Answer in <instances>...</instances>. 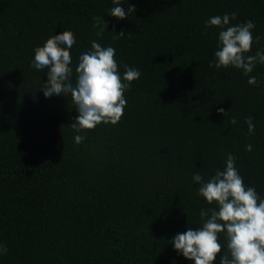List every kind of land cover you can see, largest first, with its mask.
Wrapping results in <instances>:
<instances>
[{
	"label": "trees",
	"instance_id": "trees-1",
	"mask_svg": "<svg viewBox=\"0 0 264 264\" xmlns=\"http://www.w3.org/2000/svg\"><path fill=\"white\" fill-rule=\"evenodd\" d=\"M131 5L119 19L113 0H0V264H195L172 240L216 207L193 176L209 179L228 154L264 198V64L249 74L256 85L235 67H210L221 29L206 27L226 13L238 14L231 25L252 20L254 55L264 0H121ZM65 30L76 38L73 84L93 40L116 49L121 76L124 65L141 72L117 124L76 133L71 95L45 97L48 70L31 66L34 49ZM219 242L224 255L226 233Z\"/></svg>",
	"mask_w": 264,
	"mask_h": 264
},
{
	"label": "clouds",
	"instance_id": "clouds-1",
	"mask_svg": "<svg viewBox=\"0 0 264 264\" xmlns=\"http://www.w3.org/2000/svg\"><path fill=\"white\" fill-rule=\"evenodd\" d=\"M115 7L109 14L124 19L135 11L131 5L127 12L121 6V0H113ZM237 13L212 16L206 21V27L216 26L221 29L218 36V50L210 67L217 69L235 67L242 70L245 76L254 70L257 63L264 64V49L249 55L253 44L259 43L260 37L253 36L255 23L248 20L231 25ZM103 18L94 17L96 33L102 36L104 28H100ZM130 35V34H128ZM125 36L121 31L116 38ZM76 44L72 31L65 30L48 38L42 46L34 49L32 67L37 70L47 69V82L41 85L45 97L69 96L79 115L70 127L76 133L93 130L101 123L117 124L124 115L127 104L125 92L130 89L131 82L141 76L138 69L124 65L121 76L119 64L115 58L116 49L104 47L96 40L91 42V49L81 53L75 69L76 82L72 83L73 69L70 50ZM250 85L257 84L255 76H249ZM219 113L227 116L223 108ZM236 124L235 117L229 121ZM249 133L255 131L252 117H247ZM86 137L76 135L75 143H82ZM247 151L252 145L246 146ZM236 157L228 154L226 166L217 169L209 179L196 173L194 183L198 184L197 194L206 199L208 204L216 207L201 209L202 226L194 230L189 227L186 232L178 233L172 240L174 249L185 258L194 260L195 264H214L222 252L219 234L226 233L228 252L220 255V264H264V198H261L255 187L247 186L235 166ZM7 247L0 244V255L6 254Z\"/></svg>",
	"mask_w": 264,
	"mask_h": 264
}]
</instances>
